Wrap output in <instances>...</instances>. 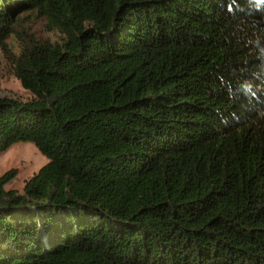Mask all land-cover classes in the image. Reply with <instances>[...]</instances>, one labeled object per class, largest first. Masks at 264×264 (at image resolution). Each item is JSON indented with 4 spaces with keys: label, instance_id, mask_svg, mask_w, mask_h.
<instances>
[{
    "label": "trees",
    "instance_id": "trees-1",
    "mask_svg": "<svg viewBox=\"0 0 264 264\" xmlns=\"http://www.w3.org/2000/svg\"><path fill=\"white\" fill-rule=\"evenodd\" d=\"M0 51V264H264V0H0Z\"/></svg>",
    "mask_w": 264,
    "mask_h": 264
},
{
    "label": "rangeland",
    "instance_id": "rangeland-1",
    "mask_svg": "<svg viewBox=\"0 0 264 264\" xmlns=\"http://www.w3.org/2000/svg\"><path fill=\"white\" fill-rule=\"evenodd\" d=\"M30 36L48 37L53 41H60L58 32L49 31L44 26V21L35 18L27 19L23 30ZM25 35V34H23ZM11 52H18L20 40L10 37L7 40ZM0 98H9L24 103L31 98V94L25 90L19 79L13 73V65L10 60L0 51ZM46 162L37 148L28 142H16L0 151V175L8 170L14 169L15 176L5 186L7 190L22 193L24 183L34 175Z\"/></svg>",
    "mask_w": 264,
    "mask_h": 264
}]
</instances>
